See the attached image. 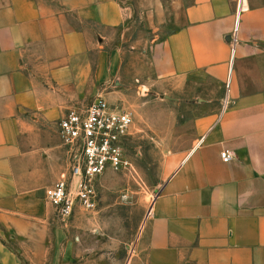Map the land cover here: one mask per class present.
Wrapping results in <instances>:
<instances>
[{
  "label": "crops",
  "instance_id": "1",
  "mask_svg": "<svg viewBox=\"0 0 264 264\" xmlns=\"http://www.w3.org/2000/svg\"><path fill=\"white\" fill-rule=\"evenodd\" d=\"M176 1L181 24L151 47L146 79L197 109L188 136L172 127L165 181L141 239L123 249L81 219L72 242L44 198L68 177L59 120L122 80L126 9L0 0V227L20 255L0 236V264H264V0H243L239 16L235 0Z\"/></svg>",
  "mask_w": 264,
  "mask_h": 264
},
{
  "label": "rangeland",
  "instance_id": "2",
  "mask_svg": "<svg viewBox=\"0 0 264 264\" xmlns=\"http://www.w3.org/2000/svg\"><path fill=\"white\" fill-rule=\"evenodd\" d=\"M175 1L120 0L127 13L123 27L127 28L126 34L115 33L118 38L116 46L123 47L128 55L123 61L125 70L122 80L117 85H110L106 92L73 104L74 107L88 106L98 95H102L110 105L132 113L134 126L133 135L126 144L129 167L120 172L109 171L99 179V199L95 211L77 210L72 217L63 220L48 206L51 222L63 228L72 242L77 233L70 229V225L81 219L90 223V228L98 229L99 240L118 242L123 249L126 244L135 247L165 181L163 163L174 151L172 127H181L183 138L189 135L192 113L197 109L195 104L175 102L172 92H158L157 86L146 79L145 73L151 47L165 40L181 24L184 6L175 4ZM145 51L147 56H141L140 53ZM110 94L115 100L109 99ZM44 199L47 204L46 194ZM64 228L68 229L67 232ZM0 236L19 255L15 239L12 240V236L4 233L1 227ZM125 253L123 250L119 258L123 260ZM69 264L78 262L75 260Z\"/></svg>",
  "mask_w": 264,
  "mask_h": 264
},
{
  "label": "built area",
  "instance_id": "3",
  "mask_svg": "<svg viewBox=\"0 0 264 264\" xmlns=\"http://www.w3.org/2000/svg\"><path fill=\"white\" fill-rule=\"evenodd\" d=\"M235 1L239 16L243 0ZM236 30L237 27L230 38L231 60ZM230 74L231 69L229 81ZM133 126L132 113L110 105L102 95L88 106L73 107L59 120V138L65 149L68 177L45 193L47 204L59 218L69 219L77 210H96L99 179L109 171L120 172L129 167L126 144L132 137ZM220 156L224 163L232 160L227 151Z\"/></svg>",
  "mask_w": 264,
  "mask_h": 264
},
{
  "label": "bare ground",
  "instance_id": "4",
  "mask_svg": "<svg viewBox=\"0 0 264 264\" xmlns=\"http://www.w3.org/2000/svg\"><path fill=\"white\" fill-rule=\"evenodd\" d=\"M152 211V210H151ZM150 214H151V212H150Z\"/></svg>",
  "mask_w": 264,
  "mask_h": 264
}]
</instances>
